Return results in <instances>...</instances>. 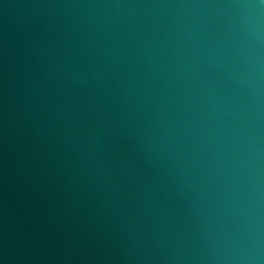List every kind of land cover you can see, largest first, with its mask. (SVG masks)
Listing matches in <instances>:
<instances>
[{
	"label": "water",
	"instance_id": "95a60500",
	"mask_svg": "<svg viewBox=\"0 0 264 264\" xmlns=\"http://www.w3.org/2000/svg\"><path fill=\"white\" fill-rule=\"evenodd\" d=\"M0 264H264V0H0Z\"/></svg>",
	"mask_w": 264,
	"mask_h": 264
}]
</instances>
